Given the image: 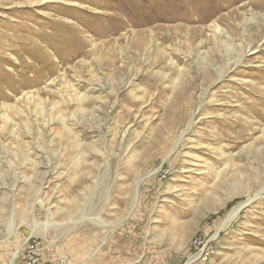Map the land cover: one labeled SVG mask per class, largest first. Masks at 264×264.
<instances>
[{"label": "rangeland", "instance_id": "obj_1", "mask_svg": "<svg viewBox=\"0 0 264 264\" xmlns=\"http://www.w3.org/2000/svg\"><path fill=\"white\" fill-rule=\"evenodd\" d=\"M30 251L264 264V1L0 0V264Z\"/></svg>", "mask_w": 264, "mask_h": 264}, {"label": "bare ground", "instance_id": "obj_2", "mask_svg": "<svg viewBox=\"0 0 264 264\" xmlns=\"http://www.w3.org/2000/svg\"><path fill=\"white\" fill-rule=\"evenodd\" d=\"M252 1V0H251ZM260 2H262V1H264V0H259ZM221 30V29H220ZM215 31L217 32L218 31V28L217 27H215ZM221 32V31H220ZM262 33H263V31H262ZM262 36V35H261ZM221 38H223V37H221ZM252 39H253V42L255 43L256 42V44H257V41H258V39H259V35H257V36H253L252 37ZM260 40V39H259ZM251 42V41H250ZM249 42V43H250ZM251 45V44H250ZM260 45V44H259ZM74 46V45H73ZM252 49H254V48H252ZM251 50V49H250ZM249 50V51H250ZM255 50V49H254ZM244 55H245V53H244V51H240V54H239V56H238V58L237 59H234V62H231V60L232 59H229V61L226 63L227 64V68H226V70L227 71H230L231 69H233V67L234 66H236V65H238L239 63H241V60H242V58L244 57ZM67 56H68V54H67ZM66 60V59H65ZM61 61V60H60ZM63 63V62H62ZM53 66H55L54 65V63H52V60L51 61H49V65H47L48 66V70H49V66L51 67L52 65ZM60 64V63H59ZM46 65V64H45ZM47 66H45V67H47ZM59 66V65H58ZM44 68V67H43ZM225 68V67H224ZM223 70V69H222ZM221 70V71H222ZM225 70V69H224ZM223 70V71H224ZM49 71H53V67L51 68V70H49ZM220 71V72H221ZM54 72V71H53ZM52 72V73H53ZM48 74V73H47ZM224 74H226L225 72H224ZM222 75V74H221ZM50 77V76H49ZM17 80V79H16ZM32 81V80H31ZM40 81L41 80H35V81H33L30 85H36L37 83H40ZM252 85V84H251ZM22 90V89H21ZM63 121H64V118L62 119ZM259 196V195H258ZM257 197V196H256ZM251 196H250V199L249 200H251ZM249 202V201H248ZM237 213H238V210H237V212L235 213H232L230 216H229V218H228V220H231L233 217H234V215L236 216L237 215ZM193 257V256H192ZM190 262H188L187 264H189Z\"/></svg>", "mask_w": 264, "mask_h": 264}, {"label": "built area", "instance_id": "obj_3", "mask_svg": "<svg viewBox=\"0 0 264 264\" xmlns=\"http://www.w3.org/2000/svg\"><path fill=\"white\" fill-rule=\"evenodd\" d=\"M194 248L196 251V261L198 260H205L208 252L206 251L207 249V242L203 241L202 239L196 240L194 242ZM25 257V264H40L39 259L35 256V252L30 251ZM135 264H141V263H135Z\"/></svg>", "mask_w": 264, "mask_h": 264}]
</instances>
